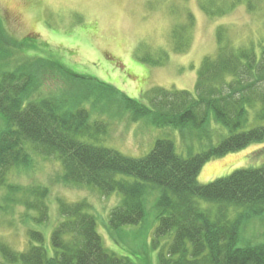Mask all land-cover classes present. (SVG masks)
<instances>
[{
    "label": "trees",
    "instance_id": "obj_1",
    "mask_svg": "<svg viewBox=\"0 0 264 264\" xmlns=\"http://www.w3.org/2000/svg\"><path fill=\"white\" fill-rule=\"evenodd\" d=\"M202 8L216 14L209 4ZM1 29L0 65L8 49L20 51L32 40L28 35L12 41ZM218 40L217 53L205 56L197 70L193 91L156 86L147 94L149 104L97 78L81 76L84 89L80 93L45 92L31 69L43 59L27 52L25 62H17L12 69L0 68V186L8 190V201L36 211L32 218L43 221L49 215L50 190L40 185L21 189L8 182L7 175L14 169L30 170L37 158H53L62 169L60 182L103 197L122 196L109 211L106 226L112 235L142 222L146 196L160 188L157 241L166 235H171V241L159 253V264H264V242L239 245L249 218L264 213V164L236 169L208 183L198 181L208 161L264 142L263 124L246 128L252 113L264 118V45L258 52L230 45L222 33ZM12 44L15 48L8 46ZM61 64L66 71L68 67ZM102 94L109 99L102 101ZM116 96L134 121L170 126L207 142L206 147L184 156L173 139L159 137L146 155L134 157L91 141L92 126L101 127L91 123L84 102L100 106ZM257 103L261 107L254 112ZM200 199L215 204V210L201 207ZM231 208L236 210L233 218ZM56 209L60 219L51 232V252L44 246L43 233L29 228L28 247L23 251L0 240V264H136L107 248L98 215L87 198L57 197Z\"/></svg>",
    "mask_w": 264,
    "mask_h": 264
},
{
    "label": "rangeland",
    "instance_id": "obj_2",
    "mask_svg": "<svg viewBox=\"0 0 264 264\" xmlns=\"http://www.w3.org/2000/svg\"><path fill=\"white\" fill-rule=\"evenodd\" d=\"M202 4L214 7L216 14L209 15ZM0 17L1 30L10 40L32 36L24 49H8L0 68L12 69L17 62H25L27 52L43 59L31 69L42 81L45 92L58 89L66 95L80 93L84 89L81 76L97 78L119 93L147 104V94L156 86L193 91L203 58L218 51L220 33L224 41L236 48L249 47L260 52L264 45V0H0ZM8 46L15 48L13 44ZM61 63L68 67V73L60 67ZM102 96V101L109 99L106 94ZM118 99L116 96L107 101L111 104L103 102L100 106L89 100L84 102L91 123L101 127L97 130L92 126L88 133L91 141L134 157L146 155L159 137L173 139L177 152L184 156L206 147L207 142L170 126L134 121L131 113L115 101ZM257 104L254 112L261 107V103ZM254 114L250 115L247 129L264 125V118H256ZM262 164L264 142H255L208 161L198 181L208 183L236 169ZM61 170L55 159L37 158L30 170L14 169L7 175L8 182L21 189L28 185L47 187L49 215L46 220L35 221L32 217L38 213L28 211L23 204H11L8 190L0 186V240L23 251L28 247V229L34 228L43 233L44 246L51 252V232L60 219L56 198L67 201L87 198L98 215L99 231L107 248L136 264H159V253L166 251L171 241V235L157 241L160 188H154L146 196L147 211L142 222L124 226L112 235L106 226L109 211L122 196L103 197L90 189L64 184L58 176ZM21 194L19 190L18 195ZM198 201L201 207L215 210V204ZM229 215L233 218L236 210L231 208ZM262 242L264 213L249 218L239 245Z\"/></svg>",
    "mask_w": 264,
    "mask_h": 264
}]
</instances>
